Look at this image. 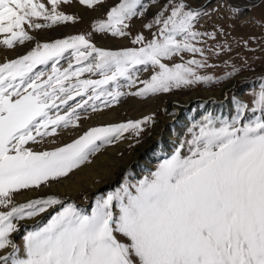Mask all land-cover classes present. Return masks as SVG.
Here are the masks:
<instances>
[{"label": "snow or ice", "instance_id": "1", "mask_svg": "<svg viewBox=\"0 0 264 264\" xmlns=\"http://www.w3.org/2000/svg\"><path fill=\"white\" fill-rule=\"evenodd\" d=\"M49 2L51 11L38 0H0V34L5 36L0 43L12 48L32 40L26 24L40 29L76 19L57 11L70 0ZM102 2L79 0L89 8ZM146 11L142 0H120L95 30L127 36L126 22ZM202 14L207 13L193 10L186 0H169L145 25L159 26L153 39H133L142 44L139 48L106 51L80 35L37 44L27 55L0 65V208L8 209L0 211V264H264V84L250 109L260 113L255 118L244 116L246 104L231 121L206 117L155 171L98 197L90 214L55 196L22 204L12 199L23 189L66 177L124 133L140 135L151 117L91 128L52 151L26 147L39 143L38 137L57 135L61 127H77V109L97 111L95 101L102 96L117 101L124 95L121 79L135 85L140 66L145 71L150 66L154 74L131 95L146 97L212 81L197 73L207 66L200 60L171 67L163 62L184 52L203 55L193 41L202 35L214 39L215 33L194 31ZM34 18L51 23H35ZM65 53L77 67L72 60L63 70L57 67ZM50 61V73L39 70ZM84 73L101 79H80ZM110 85L115 87L109 90ZM62 106H67L63 115ZM185 146L187 155L181 151ZM57 205L61 207L45 223L26 232L21 252L12 239L19 231L16 222Z\"/></svg>", "mask_w": 264, "mask_h": 264}, {"label": "rangeland", "instance_id": "2", "mask_svg": "<svg viewBox=\"0 0 264 264\" xmlns=\"http://www.w3.org/2000/svg\"><path fill=\"white\" fill-rule=\"evenodd\" d=\"M38 2L43 3L45 7L49 11H51L52 5L49 0H38ZM119 2L120 0H103L102 3L94 5L91 8L87 7L86 5L80 4L79 0H70V3H61L58 6L57 11L63 12L65 15L73 16L76 19L74 21L57 23L52 25L51 27H42L40 29L29 28L26 24L24 26L25 30L30 36L33 37V39L30 41H25L23 44L17 42L12 48H8L7 46L0 43V65L27 55L29 52L36 48L37 44H51L57 40H65L73 36L83 35L87 40H89L91 44L95 45L97 48H101L106 51H122L128 48L141 47L142 44L132 43L133 39L137 35H143L145 38V43L152 40L153 33L158 32L159 26L153 25L151 29H148L145 27V25L153 22L155 14L165 4H167L169 0H142V2L147 8V11L145 12L144 16L134 17L132 20L126 22L128 23V28L125 30L128 32L127 36H113L110 32L107 31H96V23L98 21H106L108 11H110V9L116 6ZM186 3L193 10H201L202 13H207L206 15L202 14L198 21L195 23L194 31L200 33H215V38L212 39L207 35H202L198 38V41H193L196 47L201 48L203 50V55H201L200 53L193 54L184 52L181 55L174 56L171 59L165 60L163 62L171 67L174 64L184 63L192 59L200 60L207 66L197 68V73L199 75L213 77L212 81L208 83L201 82L194 85L182 86L178 89H173L172 91L167 93L148 95L146 97L131 95L130 93L138 92L141 88H143L144 85L141 83V81L149 80L154 74V70L150 66L147 71L143 70V66H140V70L134 75V78L136 79L135 85L129 86L127 81L121 79V86L119 88V91L124 93V95L120 96L117 101L113 102L111 97L106 98L102 96L99 100L95 101V104L98 109L97 111H92L91 107H86V109H77V113L80 117V119L77 121V127H61L57 130V135L44 137L42 139L38 137L37 139L40 140L39 143L30 142L28 145H26V147H29L33 151L37 152L52 151L58 147H63L64 145L70 144L74 140L79 139L85 132H87L91 128L127 123L128 121H139L143 120L145 117H151V122L142 125L143 131L140 133L139 136L135 135V133L131 131L124 133L121 139L113 140V142L110 144H104L99 151L90 154L88 157V161L84 164L89 163L91 160H95L98 156H101L103 150L113 147V144L117 142L131 143L127 147L126 151H128L135 145L141 144L143 141L147 140L149 130L153 126L156 118L158 117V114L164 112V110H160L162 102H164L169 96H188L198 90L201 91L206 89H220L221 95L219 97H201L209 100L211 99V104H214L216 106L220 104L223 105V102H225V104L230 103L231 100H233V110L235 108H239L241 104H246L249 109L248 111H250V109L253 107V100L255 98V94L260 91L262 84H264V73L252 75V77L254 76L252 79H257L259 81H256L249 88H247L242 94V97H238V90L244 80L247 79H239L235 83L236 85L228 89L227 92L223 91L222 88L234 78L238 79V77L243 74L250 72H258L264 69V0H209L203 7L198 5L197 2H194V0H186ZM74 5L87 9L89 13H97L98 15L82 17L78 14L77 9L73 7ZM235 9H238L239 11H234ZM34 22L40 24L51 23L50 21H45L42 18H34ZM55 28H60L64 31L65 34L57 37H50L48 39H41L39 38V36L34 35L37 32L51 30ZM4 38V34H0V40H3ZM103 40H114L115 42L103 45L101 43ZM21 45L26 46V49L23 50L24 52L21 50V52L18 51L17 54L14 55L10 53L11 51H13V49L18 48ZM69 60H72L74 67L78 66L75 64V61L71 58L70 54L65 53L64 58L60 59V62L57 67H59L61 70L67 68ZM43 71L50 73L51 67L44 69ZM229 73L234 74L229 75ZM80 79L98 80L101 79V77L98 74L84 73L80 77ZM73 82L75 81L73 80ZM110 87L109 90H112L113 88ZM224 92L225 94H229V96L233 99L227 97L225 100H221L225 96H227L224 95ZM215 97L218 98L217 101L213 100V98ZM77 102L79 101H70L69 105H74ZM90 103L92 102L90 101ZM152 108L159 111L155 113L151 110ZM66 110L67 106H62L60 109V114L63 115ZM150 110L152 112H149ZM207 113L208 111L206 112V114L201 115V118H198L197 121L194 120L193 123H191L190 126L184 130V132L180 135L179 139L176 141L175 147L170 151V153L166 157L160 158V160L153 163V168H151V170L147 169L146 171H144V174L139 177H136L135 174H133V179L128 175V171L122 172L121 181L117 185H115L110 191H116L117 189L121 188L122 185H134L139 180L143 179L145 176H148L151 172L155 171L158 165L163 160L170 158L171 155H173V153L175 152L177 147L181 145V143L186 144V141L192 138V133L198 130V128L195 126H198L201 122L205 120L206 117H209L208 115L211 114L208 113L207 115ZM259 114L260 113H255L252 118H255V115ZM219 115L222 114H218L215 115L214 118H210L217 121L227 120L225 117H218ZM100 116H109L110 119L109 121H106V123H92L89 127H87L86 124H89L91 120ZM235 116H237L236 111L232 113L231 119L228 121H231L232 118ZM173 126L174 125L171 124L168 129H172ZM161 141L163 140H160L157 143H159L160 145ZM181 151L182 154L187 155V146H185ZM122 155L123 153L119 154V156ZM115 158L116 157H112V159H109V161L105 162L104 165L101 167L92 166L88 170L79 172V176L75 181L79 186L76 188V190H74L75 193L73 195H63L61 199L68 198V200L64 201V204H74L72 201L74 196L76 198H79V201L81 202L87 200V194L90 193L89 191L91 190L94 184H98L109 179V176L111 175L109 171L114 170L113 167H115L113 165V159ZM82 165H80V167ZM79 168L73 169V171L70 172L66 177H61L56 180H50L47 184H42L40 187L49 185L51 183H57L63 180L70 181L75 177L74 172ZM35 189L37 188L23 189L17 193H14L12 197L13 203H16L17 200L21 198V195L26 191ZM110 191H105L104 194L91 195V197L93 196V200L91 207L86 210L87 213L90 214L91 209L94 206L95 201L98 197L106 195ZM47 195L46 197L45 195H42L40 196V198L54 196L52 194L48 196ZM60 207L61 206H58L54 211L59 210ZM51 214H54V212H50L48 217H50ZM29 220H34V218L26 219L24 221ZM18 222L16 223L18 224ZM26 232L27 231H25V233L23 234L25 235ZM24 235L19 238L20 240H22L20 245H23ZM16 240L14 243L18 242Z\"/></svg>", "mask_w": 264, "mask_h": 264}, {"label": "bare ground", "instance_id": "3", "mask_svg": "<svg viewBox=\"0 0 264 264\" xmlns=\"http://www.w3.org/2000/svg\"><path fill=\"white\" fill-rule=\"evenodd\" d=\"M209 0H194V2H197L198 5L201 7L205 6V4ZM77 9L78 14L80 16H97V13H89L87 9L82 8L80 6H73ZM65 34L63 30L60 28H55L51 30H44L41 32H37L34 35L39 36L41 39H48L50 37H57ZM114 40H103L101 43L103 45H107L108 43H114ZM26 49L25 45H21L18 48L13 49L10 53L12 55L17 54L18 51L21 52ZM24 52V51H23ZM264 71H258V72H250L241 75L238 77V79H232L229 81L222 90L227 92L228 89L232 88L235 83L239 79H247L244 80V82L240 85L238 90V97H242V94L245 92L247 88H249L252 84H254L256 81L252 79V75L254 74H262ZM256 75V76H257ZM248 76V77H247ZM226 89V90H225ZM223 99L225 100L227 97L233 99L229 96V94H225ZM202 94V95H200ZM221 95L220 89L219 90H198L194 93H191L188 96H180V95H172L169 96L164 102H162L160 110H164V112L158 114V117L156 118L153 126L149 130V135L147 136V140L143 141L141 144L135 145L134 147L130 148L128 151L127 147L131 143L126 142H117L113 144V147L107 148L102 151L101 156H98L95 160H91L89 163L82 165L78 170L74 172V178L70 181H60L57 183H51L49 185H45L43 187L37 188L35 190H28L25 193L21 195V198L17 200L15 204H22L27 203L30 200H34L36 198H40L42 195H54L55 197L62 198L64 196L73 195L76 190V188L79 186L75 181L78 178L79 172H82L84 170L90 169L92 166L101 167L104 165L105 162H108L109 159H112V157H116L113 159L114 161V170H110V176L109 179L103 182H100L98 184H94L89 191L90 193L96 192L97 190H101L99 194H104V191H102V188L109 182L117 178L119 175H121L122 172L128 171V175L133 179V174L135 173L136 177L141 176L144 174V171L151 168L153 166L152 164L156 161L160 160V154L164 152H170L176 145V141L179 139L180 135L184 132L186 128L190 126L193 121H197L198 118H201V115L206 114L207 111L211 110L210 113L213 114V118L215 115L218 114H225L227 112L230 113L233 100H231L230 103L223 102L224 104L220 105H214L211 104V99H206L210 96H216L219 97ZM206 97V98H202ZM213 98V100L217 101L218 98ZM181 108V109H180ZM149 110V109H148ZM153 112H158L159 110H156L154 108L151 109ZM149 112H152V111ZM223 110V112H222ZM226 112V113H225ZM109 116H100L98 118H95L90 121L89 124H86L87 127H89L92 123L97 122H105L109 121ZM173 124V128L168 129V127ZM167 128V129H166ZM161 141V144L157 143L158 141ZM163 142V143H162ZM163 144V145H162ZM153 148V149H152ZM120 153H123L122 156H119ZM119 162V163H118ZM129 169V170H128ZM93 170V169H92ZM90 170V171H92ZM89 193V194H90ZM94 194V193H93ZM47 195V196H48ZM88 195V194H87ZM78 202L80 199L73 197ZM68 200V199H66ZM65 200V201H66ZM83 204V203H82ZM80 204V205H82ZM7 211V209H0V211ZM50 210V209H49ZM50 212V211H49ZM48 213H43L38 217H34V220L29 221H20L18 222V228L19 231L12 234L13 241L16 242V244L21 248V252L23 249V245H20L22 240L19 238L24 235L25 231L31 230L34 228V226L37 225V222L42 223L44 218L49 215ZM48 214V215H47ZM44 217V218H43ZM10 251V249L8 250Z\"/></svg>", "mask_w": 264, "mask_h": 264}, {"label": "water", "instance_id": "4", "mask_svg": "<svg viewBox=\"0 0 264 264\" xmlns=\"http://www.w3.org/2000/svg\"><path fill=\"white\" fill-rule=\"evenodd\" d=\"M261 71H264V69L263 70H261ZM167 154H163V155H161V156H166ZM120 177H121V175H119L117 178H115L114 180H112V181H109L103 188H102V190L103 189H106V188H111V187H113L115 184H117L119 181H120ZM99 191H101V190H97L96 192H99ZM96 192H93V193H96ZM93 193H90V194H88V201L90 202L91 201V195H93ZM66 199H68V198H66ZM65 198L64 199H61L63 202L66 200ZM73 201H74V199H72ZM59 205H57L56 207H55V209L58 207ZM55 209H51L50 210V212L52 213ZM2 211H4V210H2ZM49 212V213H50ZM44 218V217H43ZM46 218V217H45ZM44 218V219H45Z\"/></svg>", "mask_w": 264, "mask_h": 264}]
</instances>
